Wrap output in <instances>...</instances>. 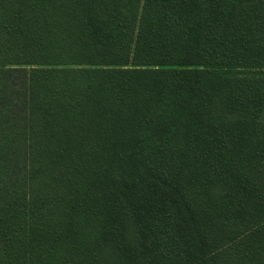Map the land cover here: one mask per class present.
I'll return each instance as SVG.
<instances>
[{
    "label": "trees",
    "instance_id": "obj_1",
    "mask_svg": "<svg viewBox=\"0 0 264 264\" xmlns=\"http://www.w3.org/2000/svg\"><path fill=\"white\" fill-rule=\"evenodd\" d=\"M0 264H264V0H0Z\"/></svg>",
    "mask_w": 264,
    "mask_h": 264
}]
</instances>
